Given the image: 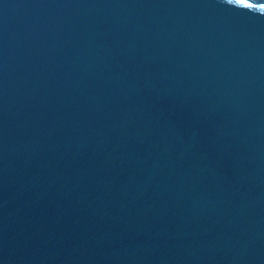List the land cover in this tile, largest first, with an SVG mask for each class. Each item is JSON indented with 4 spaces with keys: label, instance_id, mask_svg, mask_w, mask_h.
I'll list each match as a JSON object with an SVG mask.
<instances>
[{
    "label": "water",
    "instance_id": "95a60500",
    "mask_svg": "<svg viewBox=\"0 0 264 264\" xmlns=\"http://www.w3.org/2000/svg\"><path fill=\"white\" fill-rule=\"evenodd\" d=\"M0 264H264V0H0Z\"/></svg>",
    "mask_w": 264,
    "mask_h": 264
}]
</instances>
